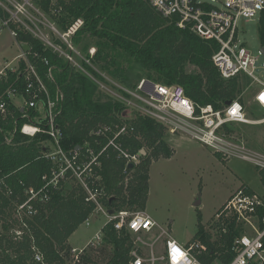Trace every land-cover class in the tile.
<instances>
[{
    "label": "trees",
    "instance_id": "obj_1",
    "mask_svg": "<svg viewBox=\"0 0 264 264\" xmlns=\"http://www.w3.org/2000/svg\"><path fill=\"white\" fill-rule=\"evenodd\" d=\"M53 1L60 10L56 26L59 31H64L73 19H83V26L72 36L75 44L85 33L102 40V45L87 58L109 75L125 80L123 58L140 65L150 81L183 87L197 110L205 105L218 109L226 101L240 100L242 77L222 78L212 61L218 44L199 38L187 27H178L173 18L164 17L145 0H38L39 10L49 13ZM258 35L263 46L264 15ZM15 38L29 46L25 51L27 59L56 103L55 121L62 131L60 144L65 151L76 147L82 150L88 144L99 152L106 145L107 136L116 131L115 126H126V132L115 142L129 155L137 154L139 160L128 167L129 162L116 149H104L98 173L105 197L100 201L112 212L144 209L151 162L170 158L174 153L165 126L136 109L127 114L125 103L119 99L97 98V87L91 78L72 70L59 53L32 33L17 31ZM188 65L193 69L188 71ZM24 67L20 60L18 70L23 71ZM18 73L8 70L0 75V95L10 84L23 90L24 76ZM8 109L10 113L0 117V264H41L33 259L35 251L42 254L46 264H65L72 261L68 237L93 212L95 204L86 200L84 187L68 170L57 187H48L46 200L34 202L32 214H18L17 205L26 199L24 189L39 188L43 175L49 178L55 164L44 154L49 148L42 143L49 135L22 134L19 127L24 119L20 109L14 105ZM106 125H111L113 133H91ZM142 148L144 154L140 152ZM257 168L264 186V169ZM227 227L228 231L220 232L213 241L201 226L198 228L195 237L207 246L206 252L197 255L202 264H211L216 258L229 263V250L238 229L233 223ZM101 232L102 243L88 247L76 264L126 263L132 247L131 234L115 230L112 221L106 222Z\"/></svg>",
    "mask_w": 264,
    "mask_h": 264
},
{
    "label": "built area",
    "instance_id": "obj_2",
    "mask_svg": "<svg viewBox=\"0 0 264 264\" xmlns=\"http://www.w3.org/2000/svg\"><path fill=\"white\" fill-rule=\"evenodd\" d=\"M145 1L164 17L173 18L178 27L189 28L203 40L215 41L218 44V49L213 53L212 61L221 77L224 79L249 78L255 85L253 101L264 111V99H262L264 97V81L260 80L256 70V62L263 54L260 50L256 54L253 53L240 41L237 33L240 19H256L259 24L262 15H264V0ZM26 6L34 8L31 0H24L23 3L15 5L17 11L24 15L28 14ZM10 21L11 17L4 19V24ZM82 26L83 19L75 18L64 31L53 27L58 33L61 43L67 46V53L61 52L47 39L44 43L59 53L66 61L75 63V57L80 56V53L70 41ZM10 33L15 37L17 30L11 29ZM260 46L262 45L260 44ZM94 52L90 51L91 56ZM83 59L84 63H90L89 58ZM27 60H24L23 71H14L22 72L24 76L23 90L20 91L17 84H10L0 95V117L5 118L10 113L8 107L13 105L12 98L20 95L22 103L16 108L20 109L21 118L24 120L19 130L22 134L30 137L38 132H45L49 135V139L45 142L51 144L53 150L51 147L49 148L48 144H44L45 142L42 144L49 148L44 154L55 164V168L52 169L49 178L43 175L44 182L39 188L26 187L24 189L26 199L17 205L18 214L22 211H26L28 215L32 214L34 202L46 200L48 187H57L59 180L64 179L67 171L70 170L84 187L87 193L86 200L95 204L92 213L103 212L108 217V221L113 222L115 230H126L131 234L132 247L128 252L125 264H202L197 255L206 252L207 246L200 239H193L187 245L181 244L143 211L130 213L127 210H120L109 214L106 208L104 209L100 199L105 197V193L99 186L100 175L98 173V169L101 167L99 160L101 153L106 147L112 146L126 158L127 162L137 163L139 160L137 154L129 155L115 142L120 135L126 132V126L124 124L115 126L114 133L111 125L102 126L92 131L91 133L95 135L113 133L111 137L107 136V143L99 152H95L88 144H85V148L82 150L76 147L68 152L65 151L60 144L62 131L55 121L56 103L50 99L35 67ZM43 61L48 63L46 59ZM78 68L84 71L82 67ZM0 75H4L3 69H1ZM125 92V95H132L143 104L136 106V110L162 123L168 132L180 133L196 140L213 153L221 154L227 158L236 156L247 159L252 161L256 167L264 169L263 154L249 151L234 140L231 130L234 125L264 123V116L255 120L250 119L239 98L231 100L222 108L215 109L211 105H205L197 110L180 85H165L142 80L138 85V93ZM121 100L125 105L129 102L126 101V98ZM30 111L32 113H29ZM261 210L262 213H260ZM90 215L84 221L86 224H89ZM215 218L220 222V232L222 233L228 231V223H233L235 229H238V233L232 239L229 250L231 259L228 264H264V195L257 194L246 185H240L222 204L216 212ZM139 234H152V236L144 241ZM133 235H136L135 239H133ZM102 236V232H98L84 247L79 249L73 247L70 251L71 264L79 262L88 247L100 245ZM163 237H165L164 243L159 246L157 243ZM158 246L161 251H157ZM33 259L41 264H46L42 254L38 251L34 252ZM215 260L211 264H217Z\"/></svg>",
    "mask_w": 264,
    "mask_h": 264
},
{
    "label": "rangeland",
    "instance_id": "obj_3",
    "mask_svg": "<svg viewBox=\"0 0 264 264\" xmlns=\"http://www.w3.org/2000/svg\"><path fill=\"white\" fill-rule=\"evenodd\" d=\"M23 1L0 0V70L3 69V72L17 71L20 60H27V55L21 44L16 41V36L11 35V29L28 31L43 42L47 39L61 52H68L67 46L61 43L58 33L53 29L57 28V17L60 15L54 1L51 3L50 12L44 13L42 10H36L39 9L38 0H31L35 9L26 6L28 10L26 15L17 11L15 7L16 3ZM10 17L11 21L4 24V19ZM258 27L256 19H240L237 28L240 41L255 54L260 48ZM80 39L78 44L72 39L70 41L80 56L75 57V63L67 62L72 70L81 71L96 84L95 96L101 100L126 98V101H129L125 109L127 114L136 106L143 105L132 95H125V91L138 93L140 82L148 80L143 68L135 62H127L121 58L125 74L123 80L109 75L98 65L90 62L91 69L98 73L97 75L86 68L83 58H87V55L90 57V51H95L98 45H102V40L88 33L82 35ZM78 67H82L85 72ZM192 69L193 66H187L188 71ZM256 70L260 80L264 81L263 55H260L256 62ZM241 83L242 91L239 97L245 106L247 116L254 120L261 118L264 111L253 101L255 85L246 77H242ZM12 103L15 107L20 106L22 103L20 95L13 97ZM232 128L236 143L249 151L264 155V123L236 124ZM167 136L174 153L170 158H160L151 162L145 209L141 208L138 211L148 214L181 244L187 245L193 239H199L195 234L200 226L205 233L211 235L213 241L220 234V222L215 218V214L230 192L235 191L240 185H246L257 194L264 195L259 169L250 160L236 156L227 158L213 153L208 147L180 133L167 131ZM44 144H48L53 150L51 144L47 142ZM107 221L108 217L103 212H95L90 217L89 224L82 222L77 227L70 238L71 244L78 249L84 247L95 234L101 233ZM152 234L139 236L145 241ZM135 236L133 235V239ZM164 239L165 237L157 244L162 246ZM159 246L157 251H161ZM215 261L217 264H223L219 259ZM65 264L71 262L67 261Z\"/></svg>",
    "mask_w": 264,
    "mask_h": 264
},
{
    "label": "water",
    "instance_id": "obj_4",
    "mask_svg": "<svg viewBox=\"0 0 264 264\" xmlns=\"http://www.w3.org/2000/svg\"><path fill=\"white\" fill-rule=\"evenodd\" d=\"M21 46H22V49L24 51H27L29 49V46L27 44H25V43H22ZM259 50L262 52L263 57H264V45L263 46H260ZM229 103H230V101H226L225 104H229ZM141 150H142L141 153L144 154L145 153L144 149L142 148ZM131 166H132V163H129L128 164V167H131ZM108 213L109 214H112L113 212L111 210H109Z\"/></svg>",
    "mask_w": 264,
    "mask_h": 264
},
{
    "label": "crops",
    "instance_id": "obj_5",
    "mask_svg": "<svg viewBox=\"0 0 264 264\" xmlns=\"http://www.w3.org/2000/svg\"><path fill=\"white\" fill-rule=\"evenodd\" d=\"M1 71V70H0ZM14 105V104H13ZM15 106V105H14ZM148 184H149V182H148ZM234 192V190L232 191V192H230L228 195H227V197L225 198V200H224V202L226 201V199L232 194ZM223 202V203H224ZM145 209V208H144ZM95 213V212H94ZM94 213H92L91 215H90V217L94 214ZM145 213V212H144ZM90 220V219H89ZM76 231V230H75ZM74 233V232H73ZM72 233V234H73ZM72 234L68 237V240H67V242H68V244L71 246V247H75L76 248V246H74L73 244H71V241H70V238H71V236H72ZM182 244H184V243H182ZM86 245V244H85ZM84 245V246H85Z\"/></svg>",
    "mask_w": 264,
    "mask_h": 264
},
{
    "label": "snow or ice",
    "instance_id": "obj_6",
    "mask_svg": "<svg viewBox=\"0 0 264 264\" xmlns=\"http://www.w3.org/2000/svg\"><path fill=\"white\" fill-rule=\"evenodd\" d=\"M262 99H264V97H262Z\"/></svg>",
    "mask_w": 264,
    "mask_h": 264
}]
</instances>
